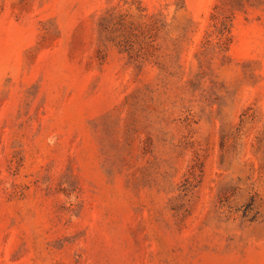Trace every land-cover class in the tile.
Listing matches in <instances>:
<instances>
[{"label": "rangeland", "instance_id": "obj_1", "mask_svg": "<svg viewBox=\"0 0 264 264\" xmlns=\"http://www.w3.org/2000/svg\"><path fill=\"white\" fill-rule=\"evenodd\" d=\"M0 264H264V0H0Z\"/></svg>", "mask_w": 264, "mask_h": 264}]
</instances>
